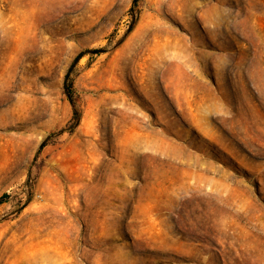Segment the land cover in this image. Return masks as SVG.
<instances>
[{
	"label": "rangeland",
	"instance_id": "374dc122",
	"mask_svg": "<svg viewBox=\"0 0 264 264\" xmlns=\"http://www.w3.org/2000/svg\"><path fill=\"white\" fill-rule=\"evenodd\" d=\"M133 1L0 0V264H264V0Z\"/></svg>",
	"mask_w": 264,
	"mask_h": 264
},
{
	"label": "trees",
	"instance_id": "16d2710c",
	"mask_svg": "<svg viewBox=\"0 0 264 264\" xmlns=\"http://www.w3.org/2000/svg\"><path fill=\"white\" fill-rule=\"evenodd\" d=\"M136 1H137V0H134L133 2L135 3ZM78 57H79V56H77V57L74 59L73 63H76ZM70 76H71V74H70V70H68V71L65 73V75H64V80H63V82H64V89H65V92L67 93V95H68V97H69V99H70V101H71V98H72V84H71V78H70ZM71 102H72V101H71ZM77 117H78L77 110L74 109L72 119H73L74 121H76ZM1 202H2V201L0 200V203H1Z\"/></svg>",
	"mask_w": 264,
	"mask_h": 264
}]
</instances>
